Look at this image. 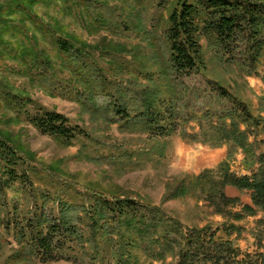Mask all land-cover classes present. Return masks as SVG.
I'll use <instances>...</instances> for the list:
<instances>
[{"label":"rangeland","instance_id":"obj_1","mask_svg":"<svg viewBox=\"0 0 264 264\" xmlns=\"http://www.w3.org/2000/svg\"><path fill=\"white\" fill-rule=\"evenodd\" d=\"M175 2L20 0L17 7L12 0H0L5 9L0 13V136L22 155L18 174L25 181L18 179L0 190V264H115L103 243L100 255L92 243L81 247L72 241L58 254L60 259L41 261L19 240L18 232L28 222L35 223V214L60 218L67 214L65 207L82 214V207L97 194H122L159 206L178 219L185 232L206 226L226 239L223 224H234L240 233L229 239L242 253H264V241L258 250L255 240L258 220L264 218L261 212L235 221L220 214L199 190L163 200L180 178L215 171L226 158L227 145L216 146L211 130L225 111L240 109L244 102L251 114L264 117V67L253 73L241 55L220 58L208 37L200 39L206 69L191 76L172 74L166 28ZM56 36L81 48L83 64H91L97 74L90 85L76 75L75 65L67 67L53 40ZM219 87L228 95L221 96ZM9 96L20 103L9 102ZM145 96L170 119L161 123L168 129L163 134L148 131L139 117ZM39 108L64 115L81 133L66 144L40 132L25 113ZM118 108L128 112V123ZM173 126L175 131L170 130ZM262 130L249 129L257 153L264 152ZM233 153L231 172L250 175L243 154ZM0 177L6 178L1 172ZM225 193L238 197L240 204L250 203L246 191L227 186ZM139 264L173 260L168 256L151 261L140 254Z\"/></svg>","mask_w":264,"mask_h":264},{"label":"trees","instance_id":"obj_2","mask_svg":"<svg viewBox=\"0 0 264 264\" xmlns=\"http://www.w3.org/2000/svg\"><path fill=\"white\" fill-rule=\"evenodd\" d=\"M12 2L17 7L21 6L20 0ZM2 9L0 13L5 11ZM6 11L8 13L9 8ZM44 31L49 30L45 28ZM203 36L212 39L220 58L232 60L241 55L249 61V67L254 73L260 66L264 67V2L176 0L166 28L168 61L175 77L191 76L206 69L200 44ZM53 40L66 59L67 67L73 68L75 65L74 71L84 79L83 84L88 86L93 79L96 80L97 74L92 65L83 64L86 57L81 48L74 46L67 37L56 36ZM0 42L2 44L1 39ZM5 45L7 49L10 43ZM19 53L14 54L17 56ZM81 62L82 66H77ZM219 89L221 96L228 95L223 88ZM89 92L90 96L91 90ZM7 100L20 103L16 96H9ZM144 105L139 117L147 130L163 134L168 129L161 123L170 119L164 116L154 99L145 96ZM117 112L129 122L126 110L118 108ZM25 113L27 120L40 132L63 143L70 144L81 133L77 126H71L69 120L60 113L41 108L34 113ZM250 127L263 131L264 117L251 114L244 102L240 109L225 111L224 116H220V124L211 130L216 146L227 145L226 158L215 171L205 170L197 176L180 178L163 200L187 197L199 190L208 201L216 205L220 214L235 221L256 216L259 212L264 215V152L257 153L255 142L249 140ZM170 130L175 131L174 126ZM191 138L196 141V134H191ZM238 150L243 154L242 163L250 175L237 176L230 170V159L233 158V152ZM23 164L24 160L15 144L0 136V172L6 177H0V190L11 187L18 179L25 182L24 175L18 174ZM227 186L248 192L250 203L240 204L238 197L226 195ZM237 205L240 208L233 210ZM64 210L67 214L55 219L35 214V223L28 222L27 228L20 229L19 240L26 242L29 254L41 261L58 260L61 257L58 254L64 250V246L74 241L81 247L92 243L98 255L100 245H107L115 264H139L140 254L148 260L159 262L169 256L173 264H264L263 252L253 255L242 253L229 239L234 233L238 236L239 226L223 224V231L228 237L226 239L216 236V232L206 226L193 227L185 232L181 222L161 207L131 196L112 194L107 198L97 194L92 202L82 207V214L74 213L68 207ZM70 212H73L72 216L68 214ZM77 215L81 220H78ZM258 223L260 225L255 240L260 250L264 241V218L258 220Z\"/></svg>","mask_w":264,"mask_h":264}]
</instances>
